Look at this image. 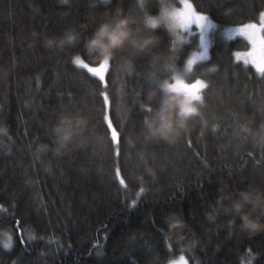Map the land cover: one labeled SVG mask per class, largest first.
Masks as SVG:
<instances>
[{"label":"trees","instance_id":"obj_1","mask_svg":"<svg viewBox=\"0 0 264 264\" xmlns=\"http://www.w3.org/2000/svg\"><path fill=\"white\" fill-rule=\"evenodd\" d=\"M190 1L219 27L246 22L249 5L258 3ZM131 4L0 0V264H166L178 256L187 264H264V229L241 228L226 196L249 184L264 188V150L258 143L264 81L250 64L233 58L247 49L245 39L214 42L208 59L194 65L189 79L205 81L204 132L201 118H192L173 143L143 139L144 118L160 99L148 95L158 89L148 79L150 54H137L131 72L119 60L110 61L109 115L124 133L118 164L102 144H94L93 123L98 135L106 124H100L101 101L95 112L89 109L93 89H103L71 55L95 63L81 38L92 30L90 11ZM260 10L253 12L257 20ZM154 32L153 50L165 57L169 33L163 27ZM69 35L76 39L68 42ZM156 64L160 68L162 60ZM62 102L76 105L88 125L55 152L48 131ZM81 138L84 146L78 145ZM117 166L124 186L115 177ZM142 187L146 191L139 192Z\"/></svg>","mask_w":264,"mask_h":264},{"label":"clouds","instance_id":"obj_2","mask_svg":"<svg viewBox=\"0 0 264 264\" xmlns=\"http://www.w3.org/2000/svg\"><path fill=\"white\" fill-rule=\"evenodd\" d=\"M131 7L134 12L123 10L99 20L82 41L83 48L96 62L111 61L115 57L122 64L133 66L137 54L147 53L156 46L158 36L154 29L157 27H163L169 33L170 51L187 42L192 32L202 29L194 21L186 27L174 23L172 13L183 7L182 0H159V8L154 13L147 10L145 0H132ZM202 14L207 21V13ZM74 39V35L66 38L68 42ZM52 43L53 41H49V44ZM202 51L204 54L199 55ZM207 59V49L202 50L201 43L198 50H192L186 57L182 71L175 68L174 58L169 67L167 56L156 57V60H162L165 78L159 81L158 89L152 93L160 97L157 108L143 121L144 130L150 137L173 143L187 131L188 122L200 111L203 87L198 92H193L184 85L202 81L205 86V81L200 76L189 79L185 73L191 72L198 61ZM87 125V117L61 111L52 129L56 141L53 150L60 152L66 149L75 137L86 132ZM226 196L232 210L240 216L241 228L264 229V189H238L227 192Z\"/></svg>","mask_w":264,"mask_h":264},{"label":"snow or ice","instance_id":"obj_3","mask_svg":"<svg viewBox=\"0 0 264 264\" xmlns=\"http://www.w3.org/2000/svg\"><path fill=\"white\" fill-rule=\"evenodd\" d=\"M102 2L104 4H107L108 0H102ZM182 4H183L182 8H178L175 10L174 13H172L175 24L179 25L180 27H186L188 24L194 21L198 27L204 28L207 26L208 22L206 21L205 16L202 14L203 11H197L196 9H194L193 5L189 3V0H182ZM249 7L252 13L249 16L250 18H248L246 22L238 24V26L235 29L231 30L232 32H239L240 35L246 37L249 46L247 47L245 52L237 51L234 54L237 59H243L245 65L251 64L256 69V72L259 74V78L262 81H264V0H258V3L254 2L250 4ZM255 7H259L261 9L258 13L259 22H257V19L253 17V12ZM123 10H127L130 13L134 12L133 7L130 6L127 9H125L124 7H122V5L117 7L115 11H113L110 7H106L102 10H91L89 15L92 18L93 22L89 25V27L92 29L99 20L108 18L110 15L119 14ZM225 10L230 11L227 8H225ZM88 34L89 32L83 34L81 37L82 40L86 39ZM200 43L202 50L205 49L206 45L204 43L203 33H201ZM163 52L167 55L169 59V67H170L171 60L176 55V50L170 51L167 47L163 50ZM147 53L150 54V62H149L150 68L153 69V72L148 76V79L152 81L155 79L154 71L157 67L156 57L159 55V51H154L153 49H151ZM203 54L204 52L202 51L199 55H203ZM69 55H71V53H69ZM116 60L117 59L114 57L113 60L111 61H116ZM71 62L74 65L82 69H85L87 73L91 74L93 77L98 78L97 83L99 87L103 90H99L95 88L93 89V93H94L93 104L91 105L89 111L95 112L97 109V101L98 100L101 101L100 110L102 111V119L100 121V124L101 126L106 124V129L104 135H98L95 132V122L93 123L92 131L94 135V144L95 143L102 144L103 147L106 149L105 155L108 158L113 159L114 162L118 164L119 156H120V142H121V138L124 136V133L122 130L118 131L117 127L115 126L113 120L110 118L109 115L110 95L107 90L108 82L106 80V72H108L110 69V61L101 60L99 62L89 63L86 62V60L83 59L80 55H71ZM189 63H191V60L189 61ZM121 67L128 72H131L132 70V65L128 63L122 64ZM210 86L211 85H209V87ZM169 87H171V85H169ZM184 87L186 89L192 90L193 92H198L201 87L205 89V86L202 81H194L190 85H184ZM153 92H155V88H151V91H149L148 95L153 96L152 95ZM68 98L69 100L71 99V93L68 94ZM203 104L204 101L202 100L201 105ZM141 107H146V105H141ZM201 110L202 109H200V111L193 118L196 117L201 118V122H202L201 131L203 133L204 132L203 124L205 123V121L201 116ZM59 111L79 113L80 110L74 104L62 102L59 105ZM151 113H152V109L149 108L148 114L145 116L144 119L150 116ZM121 123L123 122L121 121ZM238 127L240 130L244 132L250 131L249 129H245L243 124H240ZM216 128L217 125L213 124L212 125L213 132H215ZM237 134H238L237 129L234 128L233 135H237ZM48 135L52 136L53 142L55 143L56 141H55V137L53 136L52 130L48 131ZM143 139L145 141H148L149 139H152L153 141H158V139L154 137H150L148 135V133L144 130V126H143ZM85 143H86L85 138H81L78 145L84 146ZM127 143L130 145L131 141L127 140ZM190 143L191 142L189 141V144ZM258 143H260L262 150H264V125H262V131ZM141 159H143V156H141ZM149 171H151V169H149ZM115 177L119 181V184L121 186L125 185L126 183L125 179L121 176V171L118 166L115 168ZM247 187L252 188L253 186L249 184ZM144 191H146V189H144L143 187L139 189V192H144ZM233 191H235V188L233 189ZM134 203H136V201L130 202V204H134ZM7 247L8 244H5V248Z\"/></svg>","mask_w":264,"mask_h":264},{"label":"rangeland","instance_id":"obj_4","mask_svg":"<svg viewBox=\"0 0 264 264\" xmlns=\"http://www.w3.org/2000/svg\"><path fill=\"white\" fill-rule=\"evenodd\" d=\"M145 3H146L147 10L150 11V12L154 13L159 8V0H145ZM189 3H191L190 0H189ZM207 22H208V24H207L206 27L200 29L199 31L192 32L190 37H189V40L187 42H185L181 47L176 49V55L174 57V66H175V68L177 70H181L182 71L183 65H184V61H185L186 57L189 55V53L192 50H194V49H196V50L199 49L200 40H201V33H203V39H204V43L206 45V49H207V52H208V57H209V54H210V47H211V45L214 42L226 43L227 41H229L231 39H234L236 37L243 38V39H245L247 41L246 37L240 35L239 32H232L231 31V30L235 29L238 26V24L237 25L226 26V27H219L208 16H207ZM257 22H259V20H257ZM193 43H194V45H193ZM185 47H186V51H185ZM245 51H246V49L245 50H241L239 52H245ZM235 52H237V51H235ZM233 58L236 61H240V62L244 63L243 59H237L235 54L233 55ZM198 62H201V61H198ZM152 72L153 71H151V73ZM163 72H164V69H163L162 66L160 68H157L154 71L155 79L152 80V81H154V82L159 84V81L161 79L165 78V76L163 75ZM191 72L185 73V76L187 78H189ZM166 264H187V263H186V261H185V259L183 257L178 256V257H175L173 259H170Z\"/></svg>","mask_w":264,"mask_h":264},{"label":"water","instance_id":"obj_5","mask_svg":"<svg viewBox=\"0 0 264 264\" xmlns=\"http://www.w3.org/2000/svg\"><path fill=\"white\" fill-rule=\"evenodd\" d=\"M16 227H17V224H16ZM18 234L20 235V232Z\"/></svg>","mask_w":264,"mask_h":264},{"label":"bare ground","instance_id":"obj_6","mask_svg":"<svg viewBox=\"0 0 264 264\" xmlns=\"http://www.w3.org/2000/svg\"><path fill=\"white\" fill-rule=\"evenodd\" d=\"M19 233V232H18ZM18 236H20L19 234H18Z\"/></svg>","mask_w":264,"mask_h":264}]
</instances>
